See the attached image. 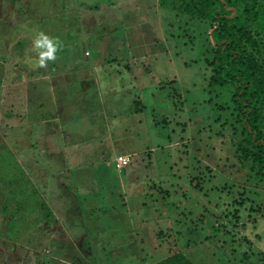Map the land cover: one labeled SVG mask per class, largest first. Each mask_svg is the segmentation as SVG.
Returning a JSON list of instances; mask_svg holds the SVG:
<instances>
[{"label":"rangeland","instance_id":"obj_1","mask_svg":"<svg viewBox=\"0 0 264 264\" xmlns=\"http://www.w3.org/2000/svg\"><path fill=\"white\" fill-rule=\"evenodd\" d=\"M165 6L0 0V264H264V183L211 124L210 23ZM40 32L59 46L38 72Z\"/></svg>","mask_w":264,"mask_h":264},{"label":"trees","instance_id":"obj_2","mask_svg":"<svg viewBox=\"0 0 264 264\" xmlns=\"http://www.w3.org/2000/svg\"><path fill=\"white\" fill-rule=\"evenodd\" d=\"M160 4L190 18L210 23L213 46L205 62L210 69L207 91L212 95L209 99L211 124L236 140V156L244 165H249L255 174L254 179L264 183V0H160ZM16 33V47L23 49L28 43L29 34L24 35L21 31ZM24 55H19L18 59L22 58V61L16 62L14 66L28 62ZM37 70L39 72L42 68ZM134 102L135 110L140 111L144 105L139 100ZM76 116L79 117L78 114ZM38 121L30 123L38 125ZM113 164L116 165L115 160ZM2 168L1 165L0 170ZM5 179L12 188L18 182L19 185L29 184L34 189L28 193V199H16L23 211H34L38 191L32 181H26L24 177L21 179L23 181H18V175ZM49 182L51 188L52 180ZM30 196H34V199ZM235 204L243 207L244 201L236 200ZM16 207V211H19ZM41 208L44 209L45 218L52 215L47 206V196ZM196 250L190 252L196 253ZM229 261L224 257L218 264H232ZM158 264L194 263L180 252Z\"/></svg>","mask_w":264,"mask_h":264},{"label":"clouds","instance_id":"obj_3","mask_svg":"<svg viewBox=\"0 0 264 264\" xmlns=\"http://www.w3.org/2000/svg\"><path fill=\"white\" fill-rule=\"evenodd\" d=\"M59 41L52 38L43 32L33 40V49L37 51L38 60L34 62V68L47 67L48 62H55L57 59L56 53L58 51Z\"/></svg>","mask_w":264,"mask_h":264},{"label":"built area","instance_id":"obj_4","mask_svg":"<svg viewBox=\"0 0 264 264\" xmlns=\"http://www.w3.org/2000/svg\"><path fill=\"white\" fill-rule=\"evenodd\" d=\"M128 162V157L126 156H119L117 159H116V168H120V167H123L124 165H126Z\"/></svg>","mask_w":264,"mask_h":264}]
</instances>
